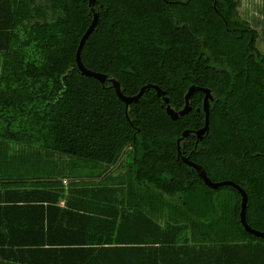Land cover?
I'll return each mask as SVG.
<instances>
[{"label":"trees","instance_id":"obj_1","mask_svg":"<svg viewBox=\"0 0 264 264\" xmlns=\"http://www.w3.org/2000/svg\"><path fill=\"white\" fill-rule=\"evenodd\" d=\"M235 7L96 0L91 12L88 0H0L1 262L264 264V239L240 224L237 190L209 189L177 159L181 134L204 126L196 110L204 95L195 92L192 110L172 121L149 88L128 106V121L111 83L75 63L97 13L81 62L116 80L124 96L154 85L180 111L189 87L209 89L208 131L195 149L190 134L179 150L212 183L240 187L247 225L264 233V55ZM126 147V186L63 187L50 178L61 159L94 173ZM37 154L55 159L50 172L38 169Z\"/></svg>","mask_w":264,"mask_h":264},{"label":"water","instance_id":"obj_2","mask_svg":"<svg viewBox=\"0 0 264 264\" xmlns=\"http://www.w3.org/2000/svg\"><path fill=\"white\" fill-rule=\"evenodd\" d=\"M96 0H88V6L91 12H94V4H95ZM97 24V13H93V19L91 21V24L89 25V27L87 28V30L85 31V33L82 35L79 44L77 46L76 49V53H75V63H76V67L79 70V72L88 78H93L95 80H97L98 82H100L101 84L105 83V81H109L111 83V86L115 92V95L117 96V98L124 104L125 106V117L128 119V115H127V111H128V106L132 103H137L139 101V98L142 96V94L144 93L145 90L147 89H153L155 91L156 97L160 98L163 102L162 107H164L165 113L167 114V116H169V118L172 121H176L180 116H184L186 114H188L191 111V107L189 106V99L190 97L195 93V92H201L204 97H203V106H202V111L204 112V126L197 130V131H184L181 134V137L177 140L176 145H177V159H180L182 161V163L190 168H192L197 176L204 182V184L212 190L218 189L220 187H232L234 189L237 190V192L240 194L241 196V202H240V212H239V220H240V224L243 227L244 231L247 232L248 234L257 237V238H261L264 239V233L255 231L253 229H251L245 220V210H246V204H247V197L245 192L238 186H236L233 182H229V181H225V182H219V183H212L206 176L205 171L202 169L201 166L196 165L192 162H189V160L184 157L180 150H179V143L181 140L187 138L190 134H193L196 137V141H195V145H194V149L197 146V143L202 139V137L207 133L208 131V125H209V103L213 101V97L211 95V91L209 89H202V88H198L195 86H191L189 87L187 93L184 96V107L182 110L180 111H175L173 110L168 103V98L165 97V92L161 91V89L157 86L154 85H146L143 86L138 94H136L135 96L132 97H127L124 96L120 90V85L119 83L114 80V79H107V77L105 75L99 74V73H95L92 72L88 69H86L82 62H81V51L82 48L85 44V42L87 41L88 37L90 36V34L92 33L93 29L95 28ZM200 109H197V112H199ZM129 121V119H128Z\"/></svg>","mask_w":264,"mask_h":264},{"label":"rangeland","instance_id":"obj_3","mask_svg":"<svg viewBox=\"0 0 264 264\" xmlns=\"http://www.w3.org/2000/svg\"><path fill=\"white\" fill-rule=\"evenodd\" d=\"M236 3L235 7V16L236 18L242 20L244 23L255 31L256 40L260 41L259 49L255 44L257 50H259L264 55V0H233ZM50 10V9H49ZM48 13H50L48 11ZM129 148H124L121 152L117 162L108 167H103L99 169V172H76L75 164H72V160L64 158L61 159V165L58 166L57 170L54 171V174H44L40 175V179L44 181L47 180L48 176L50 178L53 176L56 177L57 181L62 183L64 180L67 185L71 182H79L84 185H104V186H116V185H125L127 180V167L123 163L125 154L128 152ZM39 157V162L36 166L43 173H48L51 170L46 169L51 165L52 158H44L37 154ZM37 163V162H36ZM57 167V166H56ZM61 179L58 180L57 176ZM52 178V179H54ZM51 181V180H50ZM47 180L44 185L50 184ZM78 183V184H79Z\"/></svg>","mask_w":264,"mask_h":264},{"label":"crops","instance_id":"obj_4","mask_svg":"<svg viewBox=\"0 0 264 264\" xmlns=\"http://www.w3.org/2000/svg\"><path fill=\"white\" fill-rule=\"evenodd\" d=\"M255 44L257 45V47H259V49H262V48L260 47V41L256 40V43H255ZM63 184H64L63 187H66L67 183H66L65 180H64ZM59 206H60V207L63 206V201H61V202L59 203ZM150 214H152L151 216H153L154 218H158V215H157L156 212H150ZM0 264H13V263H12V262L6 263V262H1V261H0Z\"/></svg>","mask_w":264,"mask_h":264},{"label":"flooded vegetation","instance_id":"obj_5","mask_svg":"<svg viewBox=\"0 0 264 264\" xmlns=\"http://www.w3.org/2000/svg\"><path fill=\"white\" fill-rule=\"evenodd\" d=\"M204 97V96H203ZM190 106V105H189ZM202 106H203V100H202V105H201V108H200V110H202ZM191 107V106H190ZM197 109H199V108H197ZM196 109V110H197ZM191 110H192V108H191Z\"/></svg>","mask_w":264,"mask_h":264}]
</instances>
